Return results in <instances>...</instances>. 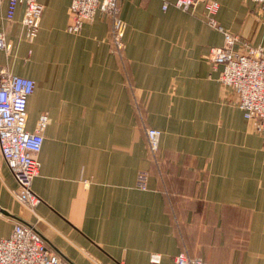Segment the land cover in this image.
I'll return each mask as SVG.
<instances>
[{
    "label": "crops",
    "instance_id": "0c3cea01",
    "mask_svg": "<svg viewBox=\"0 0 264 264\" xmlns=\"http://www.w3.org/2000/svg\"><path fill=\"white\" fill-rule=\"evenodd\" d=\"M38 1L39 31L28 43L23 5L8 21L0 0L11 44L0 68L35 82L27 129L41 114L49 120L35 214L14 198L0 152V238L16 222L33 224L67 264H155L154 254L156 264H174L180 251L207 264H264V136L218 81L222 66L208 55L223 34L205 23L203 4L183 12L174 0H119L120 57L104 14L70 34V0ZM216 1L217 23L264 49L256 4ZM147 127L161 131V170L149 158ZM140 170L149 172L146 190L135 185Z\"/></svg>",
    "mask_w": 264,
    "mask_h": 264
},
{
    "label": "built area",
    "instance_id": "2783aa9c",
    "mask_svg": "<svg viewBox=\"0 0 264 264\" xmlns=\"http://www.w3.org/2000/svg\"><path fill=\"white\" fill-rule=\"evenodd\" d=\"M257 6V15L264 21V0H251ZM204 6L205 23L223 34V44L211 47L209 61L213 66H222L218 81L229 87L236 96V105L246 120L253 122L254 131L264 136V49L253 46L246 40L224 29L217 23L215 15L219 10L216 0H174L172 5L183 11H193L198 4ZM19 5H23L22 25L24 39L32 43L37 37L43 6L38 0H8L5 19L13 20ZM169 3L163 4L166 9ZM97 12L104 14L109 21V43L115 53L124 56L123 41L125 23L120 17L119 0H70L67 9L68 22L65 30L78 34L87 21L94 19ZM11 44L0 31V50L8 53ZM30 52V51H29ZM35 82L32 78L13 74L0 68V152L10 169L17 187L14 198L35 214L40 202L33 191L32 183L38 174L37 153L43 143L41 131L48 124V116L41 114L34 131L27 129V100L33 93ZM140 116L141 106L136 104ZM147 149L152 164L162 169L160 157L161 131L145 129ZM149 172L140 170L136 174L135 185L146 190ZM159 255L151 256L152 263H159ZM0 264H67L50 247L35 225L16 222L8 237L0 238ZM174 264H207L198 255L180 251L174 257Z\"/></svg>",
    "mask_w": 264,
    "mask_h": 264
},
{
    "label": "rangeland",
    "instance_id": "374dc122",
    "mask_svg": "<svg viewBox=\"0 0 264 264\" xmlns=\"http://www.w3.org/2000/svg\"><path fill=\"white\" fill-rule=\"evenodd\" d=\"M253 128H254V125H253Z\"/></svg>",
    "mask_w": 264,
    "mask_h": 264
}]
</instances>
